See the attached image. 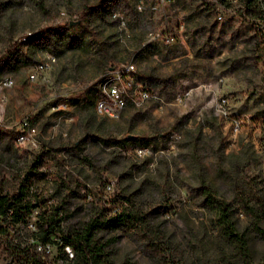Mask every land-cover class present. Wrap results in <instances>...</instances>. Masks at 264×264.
<instances>
[{"label":"rangeland","instance_id":"obj_1","mask_svg":"<svg viewBox=\"0 0 264 264\" xmlns=\"http://www.w3.org/2000/svg\"><path fill=\"white\" fill-rule=\"evenodd\" d=\"M98 1L0 0V79H12L0 82V193L15 192L39 154L27 192L38 204L25 215L20 235L36 229L38 211L54 206L59 227L68 230L99 201L109 211L127 202L159 227L163 253L157 258L136 227L97 230L112 264H258L264 237L244 211L236 210L235 222L246 252L223 238L191 186L202 175L233 201L226 171L239 156L245 186L257 182L264 189V36L257 23L264 0H110L102 18L82 13L83 5ZM73 19L79 21L70 30L87 39L86 46L58 49L44 38L27 39ZM39 60L47 65L36 68ZM127 60L150 95L138 103L126 100L117 116L97 111L101 74ZM150 72L168 77L155 84L145 76ZM87 83L94 122L107 127L101 132L107 142L85 134L80 112L89 105ZM220 96L231 116L243 113L238 128L219 114ZM20 132L27 135L22 143L16 140ZM260 223L264 227V218ZM16 225L0 217V264L14 261L6 245ZM45 248L54 264H71L70 251L58 243Z\"/></svg>","mask_w":264,"mask_h":264},{"label":"trees","instance_id":"obj_2","mask_svg":"<svg viewBox=\"0 0 264 264\" xmlns=\"http://www.w3.org/2000/svg\"><path fill=\"white\" fill-rule=\"evenodd\" d=\"M109 1L99 0L95 4L83 5L81 11L82 13L94 14V16L102 18L105 11L110 7ZM251 11L256 13L255 9ZM257 20L258 27L264 36V17L257 18ZM77 21L79 19H73L72 22L66 20L56 26H47L44 30L41 29L37 32L36 35L29 34L27 39H33L35 36L40 39L44 38L45 40L53 41L52 43L58 49L74 48L81 45L86 46L90 42L70 30ZM46 31H50L51 35L48 36ZM147 46H149V42H145L139 48L144 50ZM4 52L5 55L9 54V51L4 50ZM145 76L147 80H152L155 84L164 83L168 77V75L158 72H150ZM137 77L140 80H144L141 75ZM83 89L88 95L86 100H88L89 104L85 112H80L81 116H86L83 125L88 132L85 134H91L107 142L108 138L101 134L107 127L99 121L94 122L96 114L93 108L92 85L87 83L83 86ZM262 115L263 126L260 137L262 141L261 150L264 151V109ZM120 139L113 138L116 142H119ZM75 141L78 142L79 139ZM49 150V147H44L42 151L47 153ZM38 156L39 154L34 156V163L22 173L15 192L0 193V217L3 223L6 225L17 224L14 233L8 237L6 245L8 254L15 256L14 264H54L52 259L49 258L48 252L37 249L33 242L28 241L29 237L36 238V240L41 242L50 241L58 243L59 247L64 251L65 245L70 246L72 249L71 264H112L110 257L103 248V242L94 236L95 232L100 229H125L128 227H136L140 237L152 253L157 258H161L163 251L159 227L149 223L145 212L139 208L129 206L127 202L115 210L109 211L107 205L103 201H99L91 208L89 216L80 226L68 230H63L59 227L58 210L54 206L47 213L43 210L38 211V219L40 220L37 223L36 229L31 230L25 236L20 235L22 226L27 225L25 215L38 204L36 197L27 195L32 183V169L36 166ZM90 165L96 169L93 164ZM240 166V157L238 156L235 161H232L231 166L226 171L232 188L233 201L219 195L215 187L202 175L199 176L198 183L191 186V193L196 196L200 204L212 211L215 226L223 238L236 244L242 252H246V240L242 231L237 229L235 222L236 210L238 208L242 209L248 216L251 225L260 236L264 237V227L260 223V220L264 218V189L263 185L259 186L257 182L252 183V186L250 185L247 188L242 172L239 169ZM217 169L218 171H224L222 167ZM56 178H58L56 181L57 185L64 183L61 175L56 176ZM57 231L60 232L59 240L51 237V234ZM15 239L18 242H14ZM258 264H264V257Z\"/></svg>","mask_w":264,"mask_h":264},{"label":"built area","instance_id":"obj_3","mask_svg":"<svg viewBox=\"0 0 264 264\" xmlns=\"http://www.w3.org/2000/svg\"><path fill=\"white\" fill-rule=\"evenodd\" d=\"M151 6L155 7L156 5L152 4ZM217 17L220 18L221 14L218 13ZM50 57L53 58V56ZM45 65H47V61L39 60L36 64V68L43 67ZM135 71L136 68L134 62L127 60L115 68L107 70L101 74L98 80L99 93L94 104L97 111L117 116L125 105L126 100L130 99L133 102L138 103L150 95L148 88L144 86L136 77ZM34 74V71L29 72L30 77H33ZM0 82L9 84L12 82V79L9 76H4L0 79ZM217 110L220 115L231 118L235 128L239 127L243 113L239 112L237 114H233L234 116H231L227 106V98L225 96H220L217 99ZM31 128L34 129L33 126ZM26 139L27 135L22 132L16 135V140L19 143L24 142ZM33 243L37 249L47 252L45 247L50 243V241L41 242L35 238ZM64 249L70 251V256L72 255V249L70 246L65 245ZM14 262L15 258L12 263L7 262L6 264H14Z\"/></svg>","mask_w":264,"mask_h":264},{"label":"water","instance_id":"obj_4","mask_svg":"<svg viewBox=\"0 0 264 264\" xmlns=\"http://www.w3.org/2000/svg\"><path fill=\"white\" fill-rule=\"evenodd\" d=\"M70 22H72V20H70Z\"/></svg>","mask_w":264,"mask_h":264}]
</instances>
